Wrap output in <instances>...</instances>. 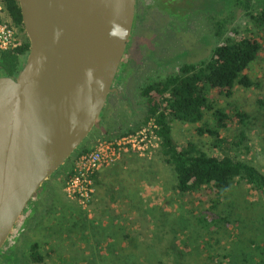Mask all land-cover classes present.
Instances as JSON below:
<instances>
[{"label": "rangeland", "instance_id": "1", "mask_svg": "<svg viewBox=\"0 0 264 264\" xmlns=\"http://www.w3.org/2000/svg\"><path fill=\"white\" fill-rule=\"evenodd\" d=\"M197 1L181 28L169 26L171 16L152 6L137 17L135 14L128 52L136 71L144 67L143 76H132L130 84L122 89L123 95L131 94L133 109L112 115L109 130L101 135L93 126L82 140L83 145L92 147L99 139L116 137L123 130L136 129L147 122L148 119L138 125L145 115L140 88L176 72L183 62L207 58L213 46L235 29L236 35L256 34L261 49L245 70L254 84L245 87L236 83L230 96L212 93L217 106L229 113L227 126L221 130L225 137L223 148H214L209 136L196 132L199 122L168 119L179 145L194 140L209 153L226 151L264 171V27H256L234 0H204L206 6L199 10ZM142 3L140 0L139 9ZM216 21L222 22L219 36L214 30ZM17 33L24 42L25 31ZM205 117L211 121L210 112ZM240 129L247 138L244 144L236 145L232 140ZM157 150L158 147L143 156L132 154L141 161L127 168L128 175L117 174L106 184L122 188V195H113L103 184L100 187L106 190V197L112 195L104 200L105 207L97 205L95 199L87 209L67 197L60 186L65 166L74 164L71 154L63 167L46 179L45 186L39 187L40 192L33 194L31 201L38 200L34 214L29 217V210L22 211L18 217L2 246L9 256L8 264H25L28 247L35 240L44 252L43 264H264V193L235 180L228 191L217 197L214 208L219 215L228 216L227 222L202 232L194 215L209 206L206 194L190 197L174 189L173 171L156 155ZM140 181L145 184L143 195L141 191L139 198L127 202V189L136 188ZM173 227L179 232L171 238ZM161 228L167 237L159 238Z\"/></svg>", "mask_w": 264, "mask_h": 264}, {"label": "water", "instance_id": "2", "mask_svg": "<svg viewBox=\"0 0 264 264\" xmlns=\"http://www.w3.org/2000/svg\"><path fill=\"white\" fill-rule=\"evenodd\" d=\"M29 50L0 75V248L27 202L99 117L136 0H18Z\"/></svg>", "mask_w": 264, "mask_h": 264}, {"label": "trees", "instance_id": "3", "mask_svg": "<svg viewBox=\"0 0 264 264\" xmlns=\"http://www.w3.org/2000/svg\"><path fill=\"white\" fill-rule=\"evenodd\" d=\"M234 3L248 15L256 27H264V0H234ZM0 4L3 6L0 19L8 20L16 31H23L18 0H0ZM256 4H259L258 9ZM214 30L218 36L222 35V22L216 21ZM235 32L234 29L231 35L213 46L207 58L183 62L176 72L148 82L140 88V94L145 98V115L138 125L149 117H154L158 124L160 142L156 155L173 171V188L190 197L200 192L202 195L206 194L209 206L194 215L202 232L227 222L228 216L219 215L214 208L217 207V197L228 191L235 180L264 193L263 170L226 151L209 153L194 140H187L179 145L172 136L168 119L171 117L182 122H199L196 132L209 136L214 148H223L225 137L221 135V130L227 126L229 113L223 107L217 106L216 97L212 93L230 96L236 83L245 87L254 84V80L245 70L249 63L258 57L261 49V41L256 34L236 35ZM28 50L29 40L26 35L21 45L0 50V75L15 77ZM207 112H210L211 121L205 117ZM240 119L243 120L244 117L240 115ZM131 130L133 128L123 130L120 134ZM246 138L244 129H240L232 142L236 145L244 144ZM89 148L91 147L80 143L72 153V158L75 159ZM61 167L63 165L52 174ZM65 168L61 187L73 173V162ZM98 173L95 171L92 178L96 180ZM159 231V238L160 235L167 237L162 228ZM177 232L179 230H176V227L171 228V238L175 237ZM27 253L28 261L25 264H43L44 252L38 241L30 243Z\"/></svg>", "mask_w": 264, "mask_h": 264}, {"label": "built area", "instance_id": "4", "mask_svg": "<svg viewBox=\"0 0 264 264\" xmlns=\"http://www.w3.org/2000/svg\"><path fill=\"white\" fill-rule=\"evenodd\" d=\"M2 8L0 4V10ZM21 44L16 29L8 20L0 19V50L14 48ZM158 127L154 117H149L147 122L139 128L113 138L99 139L91 148L79 154L73 164V173L63 185L66 196L75 199L87 209L93 200L92 174L112 165L126 155L143 156L151 153L159 146Z\"/></svg>", "mask_w": 264, "mask_h": 264}, {"label": "flooded vegetation", "instance_id": "5", "mask_svg": "<svg viewBox=\"0 0 264 264\" xmlns=\"http://www.w3.org/2000/svg\"><path fill=\"white\" fill-rule=\"evenodd\" d=\"M143 3L139 9V2L140 0H136L135 5V14L144 13V11L148 8V6L155 7L160 11L168 13L171 18L170 21L168 20L169 26L171 25L172 28H181L184 26V21L192 11H194V0H141ZM206 4H204V0L197 1V10L205 8ZM135 16V15H134ZM175 16V17H174ZM136 20V18L134 19ZM133 20V24H134ZM135 25V24H134ZM133 26V25H132ZM130 37L127 41L124 54L122 55V59L118 66V70L114 81L112 84L113 87L116 88V91H111L108 93L107 98L105 100L106 104L103 105L102 115L100 116L99 120L94 123V131L98 132L99 135L107 132L109 130V125L112 124L113 119H110L112 115L120 112L121 110H127L130 112L133 109L132 105V97L131 94L123 95L122 89L123 86L129 82H131V77L135 76L138 73H141L144 70V67L140 68L138 71L135 70L133 67V61L130 57V51L128 49L131 45ZM122 65V67H121ZM136 67V66H135ZM124 68H127L126 70ZM122 71V72H121ZM125 71V73H124ZM140 78L143 76V73L139 74ZM138 75V78H139ZM145 75V74H144ZM105 106V107H104ZM40 192V189H37L36 192ZM34 193V195L36 194ZM38 197V196H36ZM39 199V197H38ZM37 201H31V199L25 205L23 211L29 210V217H31L34 212L36 211ZM10 234V233H9ZM9 236V235H8ZM6 241V240H5ZM5 243V242H4ZM3 246V245H2ZM8 254L5 249L0 248V264H8L9 258Z\"/></svg>", "mask_w": 264, "mask_h": 264}, {"label": "crops", "instance_id": "6", "mask_svg": "<svg viewBox=\"0 0 264 264\" xmlns=\"http://www.w3.org/2000/svg\"><path fill=\"white\" fill-rule=\"evenodd\" d=\"M131 155L132 154H129V155H126V158L119 159L118 161L113 163L112 166H107V167H105V169L102 168L103 170L102 169L98 170L99 173L97 174V179L95 180L93 178L94 182H95V184H94L95 187H94V194H93V200H92V201H94L95 199H97V205L101 204V207H105L102 205L104 203V200L107 197H108V200L110 198L109 195H111V194H109L106 197V190H104V187H105V189L111 190L113 195H115L117 193L120 194L122 192V188H117L116 186L110 187L106 184L111 182L112 177L117 175V174L128 175V169L127 168H129V166L136 164V163H139V161H141V160H139V161L135 160L136 158L131 157ZM127 177H129V176H127ZM131 177H133V176H131ZM140 183H141V181L136 184V188H133V189L128 188L127 189L126 195H125V197H128L127 202H129V200H131V199L135 200L136 198H139V196H141V191L144 189L145 184L144 183L140 184ZM103 184H105V186L100 187ZM96 193H97V197H96ZM121 195L122 194H120V196ZM142 195H143V191H142Z\"/></svg>", "mask_w": 264, "mask_h": 264}]
</instances>
